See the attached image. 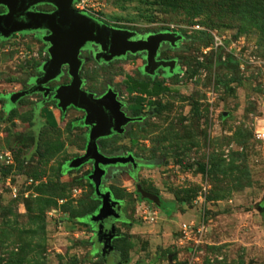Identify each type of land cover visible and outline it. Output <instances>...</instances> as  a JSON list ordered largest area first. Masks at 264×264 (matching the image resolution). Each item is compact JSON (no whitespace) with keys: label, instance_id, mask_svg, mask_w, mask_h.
<instances>
[{"label":"rangeland","instance_id":"1","mask_svg":"<svg viewBox=\"0 0 264 264\" xmlns=\"http://www.w3.org/2000/svg\"><path fill=\"white\" fill-rule=\"evenodd\" d=\"M223 1L101 0L92 14L116 29L185 37L161 53L179 61L178 74L157 77L170 91L141 97L144 122L100 141L107 156L137 160L102 181L120 215L105 255L92 165L70 166L86 153L84 113L62 114L39 95L6 105L49 59L47 33L0 41V264H264V0L252 13ZM143 65L140 55L103 67L90 60L82 76L88 90L110 84L132 101L122 80L148 81ZM138 184L161 205L142 200Z\"/></svg>","mask_w":264,"mask_h":264},{"label":"water","instance_id":"2","mask_svg":"<svg viewBox=\"0 0 264 264\" xmlns=\"http://www.w3.org/2000/svg\"><path fill=\"white\" fill-rule=\"evenodd\" d=\"M75 2L76 0H0V7L6 8L5 13H0V41H7L15 34L48 33L45 41L49 44L50 59L40 68L43 76L32 80L34 86L31 89L13 94L11 106L24 96L44 91V84L58 80L63 75L62 67H69L68 74L72 81L62 87L56 96L62 111H66L71 105L84 110L87 113L85 123L92 126L85 155L75 159L70 166L79 168L93 161L91 179L95 195L102 201L94 221L99 223L97 241L103 243L102 254L105 255L112 251L111 243L116 233L114 225L105 233L104 222L117 219L120 215L119 202L114 200L110 193L101 192L102 178L105 176V170L101 166L130 164L135 168L137 163L133 157H109L99 151L97 140L123 133V126L131 119L121 111L117 95L112 91L95 99L92 93L81 89L83 81L79 71L83 60L79 58L80 51L91 48V44L99 46L100 52L95 55L99 63L125 58L129 52H147L144 73L155 76L160 67H169L168 75L171 76L177 60L156 61L157 52L165 42L175 47L183 39V35L160 32L148 35L146 39L133 40L137 36L136 32L113 28L85 12L77 11L73 8ZM44 5L52 6L55 10L50 13L36 11L37 7ZM136 190L142 200L161 205L160 197L146 191L141 184L136 186Z\"/></svg>","mask_w":264,"mask_h":264},{"label":"flooded vegetation","instance_id":"3","mask_svg":"<svg viewBox=\"0 0 264 264\" xmlns=\"http://www.w3.org/2000/svg\"><path fill=\"white\" fill-rule=\"evenodd\" d=\"M44 6H49V5H44ZM40 7H43V6H39V7H37V8H36V11H39L38 8H40ZM50 7L52 8V11L55 10L54 7H52V6H50ZM52 11H51V12H52ZM42 12H43V11H42ZM47 13H50V12H47ZM160 32H170V31H169V30H165V31H160ZM160 32H158V33H160ZM46 33H47V32H46ZM136 33H137V32H136ZM177 33H178V32H177ZM47 34H48V33H47ZM151 34H156V33H147V34H144V35H143V34L141 35V34L137 33V36H136L133 40L146 39L147 36H148V35H151ZM178 34H180V33H178ZM184 40H185V37L183 36V39H182L181 41H179L175 47L172 46V45H171L170 43H168V42L162 43V44H161V47L159 48V50H158V52H157L156 61H172V60H177V65H176V67H175V69H174V72H173V74H172L171 76L168 75V73H169V67H168V68L160 67L159 69L156 70V74H155V76H150V75L144 73L143 68H144V67L146 66V64H147V61H146L147 52H138V53H136V54H132V53L129 52V53H127V56H126L125 58L112 60V61L109 62V63H105V62H103V63H99V62L97 61L96 57H95V55H96L97 53L100 52V47H99V46H97V45H95V44H91V48L83 49V50L80 51L79 58L83 60V64H82L81 69H80V71H79V76H80L81 80L83 81V84H82L81 89H82V90H85V91H87V92L92 93L95 99H99V98L103 97L107 92L112 91L113 93H115V94L117 95L116 99H117V101L120 103V109H121V111L124 112L125 116H127L128 118L131 119V120H130L125 126H123V129H124V132H123V133H121V134L111 135V136H108V137H102V138H99V139L97 140V144H98L99 151H100L102 154L106 155V154L103 153V152L101 151V149H100V141H101V140H105V139H108V138H111V137H115V136H121V135H124L126 132H128L129 128H130L132 125H135V124H141V123L144 122V120L146 119V117L143 115L142 110H141V101H140L141 99H140V98H141V97L148 98V96H146V95H144V94H141L139 89L141 88L142 85H145V84L156 85V84H158V83H162L161 81H158V80H157V77L159 76V73H160V72H162V74H163V79L170 78V77H172V76H174V75H176V74L179 73V67H178V63H179V61H178V59H177V58H174V57H172V58H162V57H161V53H162L163 51H167V50H170V51H176V50H179L180 47H181V43H182ZM48 50H49V49H48ZM48 53H49V52H48ZM139 55L142 56V58H143V60H144V65L141 67V69L139 70V72H140L141 76H146V77L149 78V80H148V81H145V80H142L140 77L138 78V76H135V77H134V75H129L130 77H125V79L122 80V83H123V85H124L125 94H126V95H129L130 97H133V100H132V101H131V99L126 100V99L123 97V95L121 94V92L118 91L114 86H112V85H110V84H107V85L105 86V89L102 90L100 93H97V92H94V91L88 90V89L86 88V85H87V77H84V76H82V75H83V71H84V67H85V65H86L90 60H91L96 66H98V67H103V66H108V65H110V64H112V63H115V62H117V61L125 60V59H127V58H129V57H135V56H139ZM49 59H50V55H49ZM49 59H48V60H49ZM48 60H47V61H48ZM47 61H46V62H47ZM44 63H45V62H44ZM44 63H43V64H44ZM43 64H42V65H43ZM42 65H41V66H42ZM41 66L39 67V74H38L37 76L32 77V78L30 79L27 88L24 89L23 91L29 90V89H31V88L34 86V83H32V80H34V79H38V78H41V77L43 76V72L40 70ZM68 70H69V67H68L67 65L63 66V67H62L63 75H62L58 80H52V81L48 82L47 84H44V85L42 86V88L45 89L44 91H37V92H35V93H33V94H30V95H27V96H24V97L20 98L19 100H17V102L15 103V105L12 106V109H14V108L17 106V104H18L21 100H23L24 98H26V97H30V96H33V95H39V96H41V98H42L43 101H40L38 104H40L41 102H43V105H44V104L46 103L47 100H49V101H55V102H56V106H57V108L61 111V113H62V114L67 113V112L69 111V109H71V108H73V107H75V106L71 105V106H69V107L66 109V111H62V109H60V107H58V105H59V101H58V100H53V98L56 96V94H57L56 90H57L58 88L61 89L62 87L67 86V85H69V84L71 83V81H72V77L68 74ZM63 77H67L69 80H68V82H66V83H62V84H61L60 82H61V80H62ZM127 80H129V84H126V81H127ZM133 81H136V82L140 83V86H138V87H136V88H133V85L131 84ZM11 96H12V95H11ZM130 97H129V98H130ZM150 99H151V98H150ZM152 99H153V98H152ZM8 104H10V102L6 100V105H8ZM36 107H37V106H36ZM75 108H76V107H75ZM76 109H78V108H76ZM79 110H80V112H83V113H84V117H83L81 123H80V122H78V123H79V125H80L81 127H86V128H87V131H88V133L86 134V142H87V143H86V148H87V145H88V143H89V135H90V132H91V130H92V126L87 125V124L85 123V119H86V117H87V113H86L84 110H81V109H79ZM43 111H47V112H49V113H51V114L53 113L52 111H49L48 109H41L40 113H41L42 115H43ZM77 112H78V111H77ZM56 124H57V123H56ZM106 156H107V155H106ZM119 156H121V157H122V156H123V157H129V156H124V155H122V154L115 155V157H119ZM136 161H137V160L135 159V162H136ZM88 163H90V164L92 165V169H93V161H89ZM117 167L126 168V169H128V168H129V169H132V166H131L130 164H127V165H120V164H117V165H115V166H108V167H102V166H101V168H103V169L105 170V176L108 174V172H109L111 169H115V168H117ZM105 176H103L102 181L104 180ZM101 192H103V191L101 190ZM103 193H104V192H103ZM104 194H105V193H104ZM138 195H139V194H138ZM139 196H140V195H139ZM147 201H149V200H147ZM150 202H151V201H150ZM113 221H114V220H112V221H106V222H105V227H106L107 229H110V227H111Z\"/></svg>","mask_w":264,"mask_h":264},{"label":"trees","instance_id":"4","mask_svg":"<svg viewBox=\"0 0 264 264\" xmlns=\"http://www.w3.org/2000/svg\"><path fill=\"white\" fill-rule=\"evenodd\" d=\"M260 0H224L223 6L229 7V12H235L238 10H243L245 13H252L256 11V9L261 6L259 3ZM258 5V7H256ZM242 11V12H243ZM264 23V21H263ZM141 94L148 96V98L159 97L170 91V88L165 86L163 83H158L156 85L145 84L142 85L139 89ZM143 99H141V104L143 103ZM51 126V125H50ZM52 128H56V124L51 126Z\"/></svg>","mask_w":264,"mask_h":264},{"label":"built area","instance_id":"5","mask_svg":"<svg viewBox=\"0 0 264 264\" xmlns=\"http://www.w3.org/2000/svg\"><path fill=\"white\" fill-rule=\"evenodd\" d=\"M101 0H76L73 4V8L80 12H85L92 16L94 12H97L99 7H101ZM171 33H177V30L171 29L169 30ZM144 213H147V209L144 210ZM184 230H187V225H184Z\"/></svg>","mask_w":264,"mask_h":264}]
</instances>
